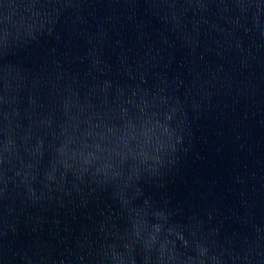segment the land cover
Masks as SVG:
<instances>
[{
	"label": "water",
	"instance_id": "1",
	"mask_svg": "<svg viewBox=\"0 0 264 264\" xmlns=\"http://www.w3.org/2000/svg\"><path fill=\"white\" fill-rule=\"evenodd\" d=\"M0 264H264V0H0Z\"/></svg>",
	"mask_w": 264,
	"mask_h": 264
}]
</instances>
